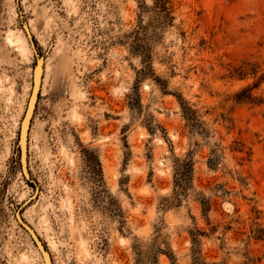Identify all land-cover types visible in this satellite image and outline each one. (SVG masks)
Masks as SVG:
<instances>
[{
    "label": "rangeland",
    "instance_id": "1",
    "mask_svg": "<svg viewBox=\"0 0 264 264\" xmlns=\"http://www.w3.org/2000/svg\"><path fill=\"white\" fill-rule=\"evenodd\" d=\"M172 1L142 74L140 0H0V264H45L20 207L54 264H264V0Z\"/></svg>",
    "mask_w": 264,
    "mask_h": 264
},
{
    "label": "trees",
    "instance_id": "2",
    "mask_svg": "<svg viewBox=\"0 0 264 264\" xmlns=\"http://www.w3.org/2000/svg\"><path fill=\"white\" fill-rule=\"evenodd\" d=\"M142 14L147 12L150 14L149 22L143 24L140 21L136 28L130 32L128 38L131 42V51L139 54L142 57V62L145 65L141 72L146 74L149 70H153L152 44L160 38V33L166 27L173 25L175 20V9L172 0H152L151 5L146 3V0H140ZM251 94L245 98H251ZM184 113L191 121H198L196 111L190 106L183 107ZM194 171V157L191 153L181 159H177V167L175 171V194L179 200L185 195L192 184ZM32 183V182H31ZM206 204V203H205Z\"/></svg>",
    "mask_w": 264,
    "mask_h": 264
},
{
    "label": "water",
    "instance_id": "3",
    "mask_svg": "<svg viewBox=\"0 0 264 264\" xmlns=\"http://www.w3.org/2000/svg\"><path fill=\"white\" fill-rule=\"evenodd\" d=\"M23 27L31 41L37 59L33 72V89L26 109V113L21 123L20 135L18 140V146L20 148V153H21L22 172L25 178L31 181V174L29 171L28 160H27L28 140H29V132L31 128L32 118L35 113L36 104L42 87V81H43L44 69H45V56L39 54L37 51L36 43L34 41V35L31 31L29 23L26 21L23 22ZM21 209L22 207L16 210L17 220L30 233L36 246L38 247L39 251L43 256L45 264H54L47 246L45 245V243L43 242L37 231L28 222L25 221Z\"/></svg>",
    "mask_w": 264,
    "mask_h": 264
},
{
    "label": "bare ground",
    "instance_id": "4",
    "mask_svg": "<svg viewBox=\"0 0 264 264\" xmlns=\"http://www.w3.org/2000/svg\"><path fill=\"white\" fill-rule=\"evenodd\" d=\"M34 72V71H33ZM32 93V92H31ZM31 96V95H30ZM30 99V98H29ZM28 103H29V101H28ZM28 106V105H27ZM27 109V108H26ZM24 118V117H23ZM23 120V119H22ZM22 123V122H21ZM19 135H20V133H19Z\"/></svg>",
    "mask_w": 264,
    "mask_h": 264
}]
</instances>
